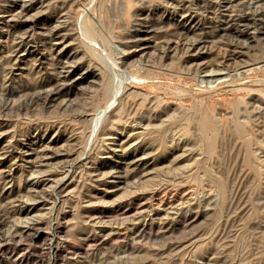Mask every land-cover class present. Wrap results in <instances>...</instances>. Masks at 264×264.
I'll use <instances>...</instances> for the list:
<instances>
[{"label":"rangeland","instance_id":"obj_1","mask_svg":"<svg viewBox=\"0 0 264 264\" xmlns=\"http://www.w3.org/2000/svg\"><path fill=\"white\" fill-rule=\"evenodd\" d=\"M28 5L26 18L33 17L36 27L11 30ZM263 32L264 0H0V66H12L0 69V88L26 89L51 75L50 63L62 54L55 76L66 94L49 104L28 100L49 88L8 101L0 95V264L27 252L22 264H264ZM16 35L28 45L10 53ZM100 79L108 81L112 105L89 118L93 124L84 134L70 133V120ZM127 90L150 102L130 99L137 115L102 135L104 119ZM182 114L191 122L181 125ZM198 116L213 120L217 139V133L213 138L197 130ZM239 122L247 126L242 136L235 130ZM151 131L152 144L142 146L136 135ZM206 137L217 140L211 152ZM245 144L252 152L248 165ZM89 210L105 218H88ZM58 211L59 233L53 237L51 227L42 234L58 243L72 235L58 257L44 254L46 246L11 241L35 222L52 226ZM161 223L175 227L134 239L142 225L155 229ZM90 230L112 233V240L93 249L71 245Z\"/></svg>","mask_w":264,"mask_h":264},{"label":"bare ground","instance_id":"obj_2","mask_svg":"<svg viewBox=\"0 0 264 264\" xmlns=\"http://www.w3.org/2000/svg\"><path fill=\"white\" fill-rule=\"evenodd\" d=\"M32 1V0H31ZM30 2V1H29ZM101 2V1H100ZM28 3V2H27ZM118 3V2H117ZM156 3V2H155ZM29 4V3H28ZM31 4V3H30ZM113 4V3H112ZM71 6V5H70ZM69 6V7H70ZM223 6V5H222ZM22 6H20V8H21ZM108 7V6H107ZM123 8V7H122ZM225 8H226V6H225ZM70 9H71V7H70ZM102 9V8H101ZM124 9H125V6H124ZM123 9V10H124ZM223 9V8H222ZM4 10V9H3ZM28 10H30V6L28 5V6H25V7H23L21 10H20V12L18 13V15H17V17H16V19L15 20H13V24H12V29L11 30H17L18 31V29H20V28H23V27H27L28 25L29 26H31V27H29L30 29L32 28V27H34L35 25H36V23H37V21H34V20H30V19H32V18H29V20H28V17L26 18V15H27V11ZM69 10V9H68ZM67 10V11H68ZM4 11H6V10H4ZM108 11V10H107ZM113 11V10H112ZM208 11V10H207ZM63 12V11H62ZM14 13V12H13ZM64 13V12H63ZM12 14V13H11ZM17 14V13H16ZM61 14V13H60ZM68 14H70L69 13V11H68V13H66V15H68ZM122 14V13H121ZM98 16V15H97ZM110 16V15H109ZM251 16V15H250ZM255 16V15H254ZM12 17V16H11ZM14 16H13V19L15 18ZM100 17V16H99ZM18 18H21V19H23L24 18V20H18ZM35 18V17H34ZM29 21V22H28ZM98 21H99V19H98ZM113 21V20H112ZM250 21V20H249ZM114 22V21H113ZM5 23V22H4ZM28 23V24H27ZM243 23V22H242ZM245 23V22H244ZM7 24V23H6ZM106 24V23H105ZM11 25V24H10ZM244 25V24H243ZM255 25V24H254ZM247 26H248V24H247ZM252 26V25H251ZM7 27H9V26H7ZM11 27V26H10ZM36 27V26H35ZM107 27V26H106ZM180 27V26H179ZM28 28V27H27ZM28 28V29H29ZM177 28H178V26H177ZM185 28V27H184ZM60 29V28H59ZM73 29V28H72ZM108 29V28H107ZM181 29V28H180ZM245 29V28H244ZM49 30V29H48ZM51 30V29H50ZM57 30V29H56ZM61 30V29H60ZM147 30V29H146ZM182 30V29H181ZM246 30V29H245ZM20 31V30H19ZM180 31V30H179ZM261 31V30H260ZM13 32V31H12ZM50 32V31H49ZM64 32V31H63ZM68 33H70L69 31H67ZM99 32V31H98ZM175 32H177V31H175ZM187 30L186 29H183V31H181V33L184 35V36H186V34H187ZM236 32V31H235ZM251 32V31H250ZM52 34V38L54 37V36H57L58 37V39H61V40H64L65 39V36L64 35H60L59 36V34L57 33V32H51ZM62 33V32H61ZM66 33V31L64 32V34ZM179 33V32H178ZM246 33V32H245ZM11 34H13V33H11ZM33 34V33H32ZM39 34V33H38ZM37 34V35H38ZM263 34H264V32H263ZM10 35V34H9ZM29 35V34H28ZM51 35H49V36H51ZM68 35V34H67ZM181 35V34H180ZM241 35V34H240ZM252 35V34H251ZM13 36V35H12ZM18 35H16V36H14V37H16L15 38V43H12V47L10 48L11 49V52L10 53H16L19 49H21V48H25L26 49V46L28 45L27 44V42H26V39L24 38V35L23 36H18ZM38 36H40V35H38ZM1 37V36H0ZM10 37V36H9ZM41 37V36H40ZM56 38V37H55ZM70 38H72V37H70ZM69 38V39H70ZM57 39V38H56ZM55 39V40H56ZM175 39V38H174ZM9 40V39H8ZM103 40V39H102ZM52 41V40H51ZM72 41V40H71ZM79 42V41H78ZM77 44H79V43H77ZM76 46V45H75ZM252 46V45H251ZM78 48H81L80 47V45H78L77 46ZM173 47H175V46H173ZM193 47V46H192ZM167 48V51H166V53L164 54V55H168L167 54V52H168V49L170 48V46H167L166 47ZM34 49V48H33ZM174 49V48H173ZM164 50V49H163ZM166 50V49H165ZM196 50V49H195ZM25 51V50H24ZM171 51V50H170ZM178 51V50H177ZM49 52V51H48ZM75 52H76V50H75ZM141 53V52H140ZM61 54V53H60ZM2 55V54H1ZM11 55V54H10ZM9 55V56H10ZM11 57V56H10ZM55 57V56H54ZM62 58V54L61 55H59V56H57L55 59H56V62L55 63H50V67H51V70L53 71V73L51 74V75H49V76H46V77H43V78H41L40 79V81H38V82H36L35 84H33L32 83V85L31 84H29L28 85V87L26 88V89H22V88H19L18 87V89H13V88H11V87H8V86H6V84H5V86L6 87H2V89L0 90V95H1V97L4 99V100H7L8 101V99L9 98H12L13 96H15V95H18V94H23V96L26 94V92L28 93L29 91H34V90H36V89H40V90H43V88H49V90H45L44 92H41V93H35V95H33V96H30V97H28V100H30V103H38V102H41V103H45V104H49L50 102H52V101H55V100H57V99H59V98H61V97H63V95H66V94H64L65 92H63V85H60L59 84V79H57L58 77L57 76H55V71H56V69L58 68V67H61V66H63L61 63H59L60 61H59V59H61ZM41 58H38V59H35L34 60V62H36V63H38V65H40L41 64ZM63 60V59H62ZM62 60H61V62H62ZM65 60V59H64ZM8 61V60H7ZM55 61V60H54ZM53 61V62H54ZM66 61V60H65ZM4 61H1V63H3ZM68 62V61H67ZM8 63V62H7ZM9 63H11L10 61H9ZM8 63V64H9ZM64 64V63H63ZM2 65H5V62L2 64ZM7 65V64H6ZM6 65L5 66H0V69H2L3 71L4 70H9L10 68H12V66H11V64L8 66L7 65V68H5L6 67ZM65 65V64H64ZM58 66V67H57ZM57 67V68H56ZM195 67V66H194ZM199 68V67H198ZM202 68V67H201ZM124 69V68H123ZM219 71V70H218ZM33 72V71H32ZM205 72H207V71H205ZM58 74V73H57ZM128 75H129V77L131 78V77H133L134 76V74L133 73H130V72H128ZM147 75V74H146ZM103 76V75H102ZM102 76H101V78H102ZM109 78V77H108ZM138 79V78H137ZM105 80V79H104ZM104 80L103 79H100V84L98 85V87H96V89H95V91L93 90V92L92 93H86V94H88V97L86 98V100L84 99V101L81 103L80 102V104H81V108L79 107V109H81L80 110V112H78L77 114H75V116L73 117V119L72 120H70L71 122H73V123H75V128H73V129H71L70 130V133H71V131L72 132H77V131H79V133L78 134H84V131L85 130H87V128L91 125V124H93L92 123V120L93 119H89L92 115H94L96 112L97 113H99L101 110H100V108L102 107V106H105V108H107L108 106H107V104L109 103V99H111L113 96H111L110 97V95H112V94H110L111 92L109 91L110 90V87H108L107 86V82L108 81H106V82H104ZM108 80V79H107ZM7 81V80H6ZM63 82H66V81H63ZM141 82V81H140ZM139 82V83H140ZM144 84V83H143ZM4 85V84H3ZM27 85V84H26ZM110 86V85H109ZM123 86V85H122ZM126 86V85H125ZM127 86H129V85H127ZM126 86V87H127ZM23 87V86H22ZM126 87H123V88H125L126 89ZM38 91V90H37ZM89 91V90H88ZM112 91V90H111ZM124 91V90H123ZM21 92H23V93H21ZM39 92V91H38ZM99 93H103L102 95H103V97L101 98V100L99 99V97L97 96ZM86 96V95H85ZM99 96H101V94L99 95ZM125 96V97H124ZM135 96H140V99L142 100V102L144 103V102H147L146 104L148 105V103L150 102L149 101V99H148V97H147V95H141V94H138V93H133V92H129L128 90L123 94V97L121 98V99H119L120 101H119V103H117V106L114 108V109H112L108 114H107V118H105L104 119V122H103V124H102V128H101V134L102 135H105V133L104 132H107V131H111L112 130V127H114V125H117V124H119V123H121L122 122V120H124L123 121V123L125 124V123H127V119L129 118V116L131 115H133V117H134V112L132 113V109H133V106L131 107L130 105H129V101H130V99H132L133 97H135ZM1 97H0V99H1ZM26 97V96H25ZM95 97H98L97 99H99V100H97L96 102H94V101H92L93 99L92 98H94L95 99ZM158 97V96H157ZM156 97V98H157ZM156 98H153V99H155L156 100ZM92 99V100H91ZM139 99V98H138ZM152 99V98H151ZM152 99V100H153ZM162 99V98H161ZM152 100H151V102H152ZM90 101V102H89ZM28 102V101H27ZM79 102V101H78ZM141 102V103H142ZM157 102V101H156ZM214 103V102H213ZM31 104V105H32ZM110 105H112L111 103H109ZM159 104V103H158ZM169 104V103H168ZM200 104L202 105V103L200 102ZM238 104V103H237ZM241 104V103H240ZM7 105V104H6ZM5 105V106H6ZM9 105V104H8ZM69 105V104H68ZM152 105H153V103H152ZM157 105V104H156ZM155 105V106H156ZM170 105V104H169ZM168 105V106H169ZM174 105V104H173ZM180 105V104H179ZM0 106H1V104H0ZM4 106V105H3ZM24 106V105H23ZM89 106V107H88ZM107 106V107H106ZM151 106V105H150ZM200 106V105H199ZM198 106V107H199ZM7 107V106H6ZM21 107V105H19L18 104V106L17 107H15V110H19V108ZM28 107V106H27ZM145 107V106H144ZM162 107H163V105H162ZM175 107H176V105H175ZM197 107V108H198ZM237 107V106H236ZM238 107H239V105H238ZM1 108H3V107H1ZM10 108L12 109V106H10ZM10 108H5V109H7V110H9ZM103 108V107H102ZM147 108V107H146ZM149 108V107H148ZM177 108V107H176ZM181 108V107H180ZM179 108V109H180ZM199 108H203L202 106H200ZM22 109V108H21ZM24 109V108H23ZM22 109V110H23ZM46 109V108H45ZM72 109V108H71ZM74 109H75V107H74ZM73 109V110H74ZM109 109V108H108ZM144 109V108H143ZM155 109V108H154ZM160 109H162V108H160ZM213 109V108H212ZM3 110H4V108H3ZM27 110V109H26ZM76 110V109H75ZM78 110V109H77ZM98 110H100V111H98ZM102 110H106V109H102ZM193 110V109H192ZM191 110V111H192ZM199 111H200V109H198ZM198 110H196V111H198ZM232 110H233V108H232ZM11 111V110H10ZM135 111V110H134ZM143 111H145V110H143ZM181 111V110H180ZM179 111V112H180ZM190 111V112H191ZM199 111L197 112V114L196 115H199L200 116V114H198L199 113ZM19 112V111H18ZM64 112V111H63ZM141 112H142V110H141ZM140 112V113H141ZM145 112H147V111H145ZM145 112L143 113V114H145ZM157 112H158V110H157ZM174 112V111H173ZM193 112V111H192ZM201 112H204V111H202L201 110ZM233 112V111H232ZM231 112V113H232ZM138 113V112H137ZM137 113L135 114V115H137ZM189 113V112H188ZM194 113H196V112H194ZM212 113H213V111H212ZM148 114V113H147ZM181 114V113H180ZM179 114V115H180ZM193 113H191V115H192ZM205 114L208 116L209 114H207L206 113V111H205ZM158 115V114H157ZM161 115V114H160ZM202 115V114H201ZM26 116V115H25ZM190 116V115H189ZM189 116H187V115H185V114H182L179 118H178V121L179 122H182V124L181 125H183V123H185V124H188L189 122H191V119H190V117ZM198 116V117H199ZM211 116V115H210ZM213 116V115H212ZM237 116V115H236ZM94 117V116H93ZM136 117V116H135ZM147 117V116H146ZM150 117V116H149ZM153 117V116H152ZM142 118V117H141ZM196 118V117H195ZM194 118V119H195ZM232 118V117H231ZM236 118V117H235ZM38 119V118H37ZM139 119V118H138ZM175 119H176V117H175ZM193 119V120H194ZM197 119V118H196ZM195 119V120H196ZM215 119V118H214ZM27 120H29V119H27ZM26 120V121H27ZM62 120V119H61ZM60 120V121H61ZM68 120V119H67ZM135 120V119H134ZM140 120V119H139ZM148 119L147 118H145V121H147ZM212 120V119H211ZM211 120H208L205 116H201V117H199L198 118V121L199 122H197L198 123V127H200L199 129L197 128V130L199 131V130H201L200 132H202V133H205V132H207V131H209L210 132V136H212L213 138L215 137V135H216V133L218 132L217 131V129H216V124H214V123H212V121ZM217 119H215V121H216ZM66 121V120H65ZM150 121V120H149ZM149 121H147V123L149 122ZM169 121H171V120H169ZM168 121V122H169ZM175 121V120H174ZM197 121V120H196ZM236 121V120H235ZM154 122V121H153ZM193 122H195V121H193ZM217 122V121H216ZM238 122V121H237ZM247 122H250V121H247ZM29 123V122H28ZM150 123V122H149ZM196 123V122H195ZM262 123V122H261ZM21 124V123H20ZM19 124V125H20ZM24 124V123H23ZM132 124V123H131ZM139 124V123H138ZM152 124V123H151ZM171 124H172V122H171ZM178 124V123H177ZM193 123H191V125H192ZM244 123H236V125H235V130H236V134H239L238 136H242L245 132V127H247V126H244L243 125ZM250 124V123H249ZM22 125V124H21ZM20 125V126H21ZM27 125V124H26ZM150 125V124H149ZM170 125V124H169ZM168 125V126H169ZM190 125V126H191ZM195 125V124H194ZM229 125V124H228ZM232 125V124H231ZM15 126V125H14ZM147 126H148V124H147ZM146 126V127H147ZM151 126V125H150ZM164 126V125H163ZM167 126V125H166ZM256 126V125H255ZM258 126V125H257ZM13 127V126H12ZM18 126L16 125V127L15 128H17ZM51 127V126H50ZM74 127V126H73ZM146 127H145V129H146ZM264 127V126H263ZM14 128V127H13ZM91 128V127H90ZM172 127L170 126V129H171ZM175 128V127H174ZM220 128V127H219ZM248 128H250V129H252L250 126H248ZM19 129V128H18ZM149 129L150 128H148V132H149ZM158 130L160 129V128H157ZM156 129V130H157ZM161 129H163V128H161ZM161 129H160V131H161ZM173 129V128H172ZM189 129V128H188ZM194 129V128H193ZM259 129V126L257 127V130ZM16 130V129H15ZM151 130V129H150ZM155 130V129H154ZM157 130V131H158ZM230 130H231V127H230ZM232 130H233V128H232ZM231 130V131H232ZM253 130H254V128H253ZM257 130H255V131H257ZM142 131V130H141ZM164 131V130H163ZM175 131V130H174ZM195 131V130H194ZM217 131V132H216ZM234 131V130H233ZM247 131V130H246ZM252 131V130H251ZM250 131V132H251ZM99 132H100V130H99ZM140 132V131H139ZM193 132V131H192ZM250 132H248V134L250 133ZM258 132V131H257ZM160 133V132H159ZM166 133V132H165ZM234 133V132H233ZM247 133V132H246ZM245 133V134H246ZM256 133V132H255ZM164 134V133H163ZM201 134V133H200ZM242 134V135H241ZM252 134V133H251ZM250 134V135H251ZM86 135V134H85ZM184 135V134H183ZM232 135V134H231ZM255 135V134H254ZM79 136V135H78ZM157 136H159V135H157ZM194 136V135H193ZM199 136V135H198ZM201 136V135H200ZM202 136H203V134H202ZM217 136H218V133H217V135H216V138L215 139H217ZM252 136V135H251ZM163 137V136H162ZM237 137V136H236ZM245 137H247V136H245ZM254 137V136H253ZM78 138H81V137H78ZM136 139H140V143H144L142 146H144V145H148L149 147H150V144H152V143H149V141L150 142H152L153 140H152V131H151V133L149 134V133H140V134H138V135H136V137H135ZM207 138V137H206ZM240 138V137H239ZM243 138V137H242ZM252 138V137H251ZM84 139V138H83ZM204 139H205V137H204ZM248 139V138H247ZM246 139V140H247ZM250 139V138H249ZM72 140H75V139H72ZM85 140V139H84ZM152 140V141H151ZM200 140H202L201 138H200ZM206 140V139H205ZM214 139H209V138H207V145H205V146H207V150H208V152H211L213 149H214V142H216V141H213ZM244 140V139H243ZM246 140H244V141H246ZM203 141V140H202ZM201 141V142H202ZM248 141V140H247ZM251 141H252V144H253V140L251 139ZM161 142V141H160ZM239 142V141H238ZM249 142V141H248ZM162 143V142H161ZM204 143V142H203ZM257 143V142H256ZM82 144V143H81ZM80 144V145H81ZM202 144V143H201ZM79 145V146H80ZM152 146V145H151ZM154 146H156V145H154ZM203 146V145H202ZM240 146H244V143L243 144H240ZM161 147V146H160ZM160 147H159V149H160ZM165 147V146H164ZM71 148H73L72 146H71ZM70 148V149H71ZM74 148H75V146H74ZM73 148V149H74ZM155 148V147H154ZM243 148V147H242ZM245 148V149H244ZM243 149L245 150L244 151V153L246 152V154H245V163H246V165H248V164H250V153H252V152H250L249 150V148H248V146H247V144H245V147H244ZM73 149H71V150H69V151H72ZM135 149V148H134ZM163 149V148H162ZM162 149H161V151H162ZM165 149V148H164ZM77 150V149H76ZM84 150V149H83ZM136 150V149H135ZM134 150V151H135ZM156 150V149H155ZM206 150V151H207ZM251 150H252V148H251ZM137 151V150H136ZM201 151V150H200ZM204 151H205V149H204ZM63 152V151H62ZM84 152V151H83ZM67 153V152H66ZM82 153V152H81ZM75 156V155H74ZM44 157V156H43ZM40 158V157H39ZM252 158V157H251ZM41 159V158H40ZM75 159H77V157H75ZM79 159V158H78ZM60 161V160H59ZM75 160H73L72 161V163H75L74 162ZM139 161V160H138ZM199 161V160H198ZM39 162V161H38ZM77 162V161H76ZM190 162V161H189ZM69 164H70V162H68ZM191 163V162H190ZM201 163V162H200ZM68 164V165H69ZM80 164V163H79ZM198 164V163H197ZM253 164V163H252ZM48 165V164H47ZM51 165V164H50ZM67 165V166H68ZM128 165V164H127ZM66 166V167H67ZM196 166V165H195ZM65 167V166H64ZM83 167V166H82ZM252 167V166H251ZM249 168V167H248ZM53 169V168H52ZM57 169V168H56ZM79 169H81V167L79 168ZM251 169H253V168H251ZM69 170V169H68ZM9 171V170H8ZM253 171V170H252ZM255 171H256V169H255ZM67 172V171H66ZM8 172H6L5 174H7ZM89 173V172H88ZM196 173V172H195ZM253 173H255V172H253ZM30 174V173H29ZM32 174V173H31ZM66 174V173H65ZM140 174V173H139ZM67 175V174H66ZM123 175V174H122ZM195 175V174H194ZM156 177V176H155ZM184 178V177H183ZM154 179V178H153ZM186 179H188V178H186ZM197 179V178H196ZM62 180V179H61ZM60 180V181H61ZM185 181V180H184ZM195 181V180H194ZM57 182V181H56ZM173 183V182H172ZM58 184H59V182H58ZM183 184V183H182ZM199 184V183H198ZM55 186H58V185H56L55 184ZM82 188V187H81ZM80 188V189H81ZM71 191V190H70ZM64 192V190H63V188L62 189H60L59 190V193H63ZM68 192H66V194H67ZM72 197V196H71ZM63 204V203H62ZM54 208V207H53ZM60 209V208H59ZM53 210V209H52ZM52 212V211H51ZM53 213V212H52ZM62 212H57V214H56V216H54V218H52L53 220H54V224L52 225V226H50V223H47V226H46V224L43 226V224L41 223V222H35V224H33V225H31V226H27V228L26 229H17L18 231H16V233H17V236H11V241L15 244H18V245H23V244H27V245H35V246H41V247H43V246H46L45 247V252H44V254H47V255H51V256H53V257H58V255H59V252L63 249L62 248V245H65V244H69L70 243V241L69 240H72L73 238H72V235L70 236V238H69V240L68 241H65L64 240V242L63 243H58L57 242V240H53L52 241V237H50V238H48L49 236V233H47L45 236H43L42 237V234H43V231L44 230H48V232L50 231V229H51V227H52V236L54 237L55 235H57L58 233H59V227H60V222H59V219L61 218L60 216H59V214H61ZM84 214L88 217V218H92L93 216H96V218L98 219V218H100L101 219V217H102V219H104L105 217V213L103 214L102 212H95V211H91V210H89V211H85L84 212ZM206 214V213H205ZM205 214H203V216L205 215ZM51 215V214H50ZM202 216V215H201ZM104 217V218H103ZM116 217V216H115ZM40 218V217H39ZM49 218V217H48ZM51 218V217H50ZM87 218V219H88ZM114 218V217H113ZM112 218V219H113ZM119 218V217H118ZM126 219V218H125ZM201 220H202V217L200 218ZM39 220V219H38ZM108 220V219H107ZM106 220V221H107ZM196 220V219H195ZM204 220V219H203ZM98 221H100V220H98ZM102 221V220H101ZM158 222V221H157ZM194 222H196V221H194ZM3 223V222H2ZM97 223V222H96ZM101 223V222H100ZM110 223V222H109ZM205 223V222H204ZM77 224V223H76ZM108 224V223H107ZM0 226H2V225H0ZM190 226V225H189ZM77 227V226H76ZM81 227V226H80ZM141 227V226H140ZM140 227H138V228H133L132 230H134V231H136V232H138V234L135 236V238L134 239H141V238H144L146 235H148V234H150L151 232H153V234H155V236L157 235V236H159V234L158 233H163V232H165V230H172L174 227H175V225H171V224H169V225H167V224H165V223H161V224H159V226L157 227V228H155V229H153L151 226H143L142 225V227L140 228ZM71 228H72V226H71ZM82 228V227H81ZM129 228V227H128ZM140 228V229H139ZM139 229V230H138ZM69 231H71L70 229H68ZM138 230V231H137ZM58 231V232H57ZM73 231V230H72ZM74 231H75V229H74ZM78 231V230H77ZM82 231H83V228H82ZM97 231V230H96ZM105 231H107L106 229H105ZM105 231H99V233L98 234H94L93 233V231L92 230H90V232H89V234L87 235V236H80V237H76V239L77 240H75L74 239V242L76 241V242H78V244H80V246L81 245H83V246H88L87 248H94L98 243L97 242H99V241H102V239H111V236L113 235L112 233H106ZM57 232V233H56ZM80 232V231H79ZM109 232V231H108ZM119 232H121V231H119ZM167 232V231H166ZM16 233H14L15 235H16ZM74 233V232H73ZM76 233V232H75ZM134 233V232H133ZM163 235V234H162ZM75 236H77V235H75ZM131 236V235H130ZM154 236V235H153ZM161 236V235H160ZM56 237V236H55ZM74 237V236H73ZM118 237V236H117ZM127 237V236H126ZM132 237V236H131ZM75 238V237H74ZM146 238H148V237H146ZM132 239V238H131ZM112 240V239H111ZM110 240V241H111ZM113 240H114V238H113ZM116 240V239H115ZM151 240V239H150ZM47 241H48V244H47ZM73 241V240H72ZM104 241V240H103ZM144 241V240H143ZM71 243V245L73 244H76V242L75 243ZM139 242V241H138ZM66 245V246H67ZM72 245V246H73ZM99 246V245H98ZM30 247V246H29ZM28 247V248H29ZM34 247V246H33ZM69 247V246H68ZM200 248V247H199ZM31 249H33V248H31ZM69 249V248H68ZM67 249V250H68ZM73 249V248H72ZM198 249V248H197ZM32 251H34V250H32ZM69 251H71V250H69ZM201 251H202V249H201ZM73 252V251H72ZM78 252V251H77ZM74 253H76V252H74ZM29 254V252H27V253H25V254H22L21 256H20V259L19 260H17L16 262H12L11 264H22V262H24L25 261V257L27 256ZM38 254V253H37ZM78 254H79V252H78ZM93 254V253H92ZM199 254H200V252H199ZM87 255V254H86ZM40 256V255H39ZM54 258V259H55ZM77 258V257H76ZM166 259V258H165ZM35 260H37V259H35ZM170 260V259H169ZM227 260V259H226ZM54 262V261H53ZM167 262V261H166ZM170 262V261H169ZM7 263V262H6ZM26 263V262H25ZM33 264H42V262L40 261V263H38V262H35V261H33L32 262ZM52 264V263H51ZM148 264V263H147ZM163 264V263H162ZM165 264H167V263H165Z\"/></svg>","mask_w":264,"mask_h":264}]
</instances>
